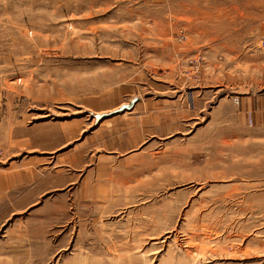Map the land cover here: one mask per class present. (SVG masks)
I'll return each instance as SVG.
<instances>
[{
  "label": "rangeland",
  "instance_id": "1",
  "mask_svg": "<svg viewBox=\"0 0 264 264\" xmlns=\"http://www.w3.org/2000/svg\"><path fill=\"white\" fill-rule=\"evenodd\" d=\"M262 34L264 0H0V264H264Z\"/></svg>",
  "mask_w": 264,
  "mask_h": 264
},
{
  "label": "built area",
  "instance_id": "2",
  "mask_svg": "<svg viewBox=\"0 0 264 264\" xmlns=\"http://www.w3.org/2000/svg\"><path fill=\"white\" fill-rule=\"evenodd\" d=\"M179 38H184V34L179 33ZM257 45L259 47H264V34L258 36V38H257Z\"/></svg>",
  "mask_w": 264,
  "mask_h": 264
},
{
  "label": "water",
  "instance_id": "3",
  "mask_svg": "<svg viewBox=\"0 0 264 264\" xmlns=\"http://www.w3.org/2000/svg\"><path fill=\"white\" fill-rule=\"evenodd\" d=\"M130 105L131 104H123L120 106V109H122L123 107H130ZM106 114H110V113L96 114V117L104 116Z\"/></svg>",
  "mask_w": 264,
  "mask_h": 264
}]
</instances>
